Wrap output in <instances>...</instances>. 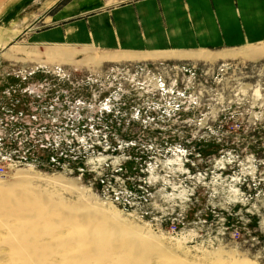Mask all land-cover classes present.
<instances>
[{
    "label": "rangeland",
    "instance_id": "374dc122",
    "mask_svg": "<svg viewBox=\"0 0 264 264\" xmlns=\"http://www.w3.org/2000/svg\"><path fill=\"white\" fill-rule=\"evenodd\" d=\"M71 2L87 19L103 0H0V94H59L74 119L73 143L0 175V264H68L90 242L78 264H264V59L243 52L264 43L169 61L196 67L167 80L185 94L150 93L135 67L161 61L97 64L108 53L76 47L77 17L60 15ZM57 27L62 41L42 40ZM46 48L70 57L39 62ZM24 234L28 259L10 247Z\"/></svg>",
    "mask_w": 264,
    "mask_h": 264
},
{
    "label": "crops",
    "instance_id": "0c3cea01",
    "mask_svg": "<svg viewBox=\"0 0 264 264\" xmlns=\"http://www.w3.org/2000/svg\"><path fill=\"white\" fill-rule=\"evenodd\" d=\"M99 10L86 19L78 14L77 2H71L67 13L60 12L64 20L77 17L67 25L79 30L72 39L76 47L91 48L90 54L108 53L97 64L192 60L197 51L264 43V0H103ZM61 32L64 28L57 27L41 38L59 42ZM48 48L37 56L39 62L52 65L70 57L67 49L57 48L50 55ZM258 51L243 50L245 56L264 59V51Z\"/></svg>",
    "mask_w": 264,
    "mask_h": 264
},
{
    "label": "built area",
    "instance_id": "2783aa9c",
    "mask_svg": "<svg viewBox=\"0 0 264 264\" xmlns=\"http://www.w3.org/2000/svg\"><path fill=\"white\" fill-rule=\"evenodd\" d=\"M135 69L146 72L152 85L150 93L185 94L170 89L167 80H171L170 73L174 71L186 76L196 67L161 61L152 66L136 65ZM53 73L67 75L61 66H56ZM28 95L32 98L29 99ZM72 105L73 102L70 107ZM59 106V94H0V175H7L8 168L38 164L46 151L73 143L72 138L64 137V132L74 135L72 108L66 113L68 122L65 123L58 116Z\"/></svg>",
    "mask_w": 264,
    "mask_h": 264
},
{
    "label": "bare ground",
    "instance_id": "6f19581e",
    "mask_svg": "<svg viewBox=\"0 0 264 264\" xmlns=\"http://www.w3.org/2000/svg\"><path fill=\"white\" fill-rule=\"evenodd\" d=\"M61 53V52H60ZM62 54H63V51H62ZM0 192H2V191H0ZM7 198L6 197H0V201H2V200H6ZM10 204H11V208H8V211H5V213L6 214H8V213H10L13 217H14V219H16L17 220V224H16V226L12 229V230H18V229H21V228H24V229H27L28 228V226H29V224H30V220H29V218H27L23 213H22V211L23 210H19V207H20V205H19V203L17 202V201H11L10 202ZM14 205H16V208H15V210H13L12 211V208H13V206ZM0 209H2V208H0ZM11 211V212H10ZM27 211V210H26ZM37 214V213H36ZM38 216H40V218L39 219H42L43 218V216L41 215V214H38L37 215V217ZM37 217H35L36 219H37ZM39 219H38V222H36V225L38 226L39 225ZM64 220H66V219H64ZM63 220V221H64ZM7 221V220H6ZM36 221V220H35ZM64 223V222H63ZM65 224V223H64ZM64 224H61V225H64ZM67 225V224H66ZM8 228V224L6 223V222H0V229L1 228ZM42 236H44V233H39V238H42ZM20 240V243L22 244V245H17L16 246V244L15 243H13L11 240H6L5 239V241H4V243L5 244H7V242H8V244H15V245H10V247H12V249L14 250V251H17L18 253L19 252H23V254H25V253H32V252H34L35 251V249H33V248H31L30 246H29V240H28V235L27 234H24L23 236H21L20 237V239H18V241ZM82 240V239H81ZM93 240V239H92ZM71 241H77V239L75 240H73V239H71ZM65 242V241H64ZM82 242V241H81ZM79 243V242H78ZM81 244V243H80ZM89 245L86 247V251H85V253H84V255H82V256H78V255H75V256H71V257H69V260H68V264H70V263H73V264H78L81 260V262H85L84 260L86 259V255L88 254V255H92V254H95V250H96V247L90 242V243H88ZM84 251V250H83ZM17 253V254H18ZM19 254H21V253H19ZM29 255L30 254H28V255H24L25 257L24 258H27L28 259V257H29ZM23 256V255H22ZM95 256V255H94ZM101 259V258H100ZM82 264V263H81Z\"/></svg>",
    "mask_w": 264,
    "mask_h": 264
}]
</instances>
